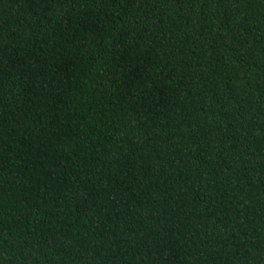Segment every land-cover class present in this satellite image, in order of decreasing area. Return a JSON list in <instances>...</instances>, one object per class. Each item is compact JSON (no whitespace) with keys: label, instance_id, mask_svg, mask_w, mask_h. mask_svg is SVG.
<instances>
[{"label":"trees","instance_id":"obj_1","mask_svg":"<svg viewBox=\"0 0 264 264\" xmlns=\"http://www.w3.org/2000/svg\"><path fill=\"white\" fill-rule=\"evenodd\" d=\"M0 264H264V0H0Z\"/></svg>","mask_w":264,"mask_h":264}]
</instances>
